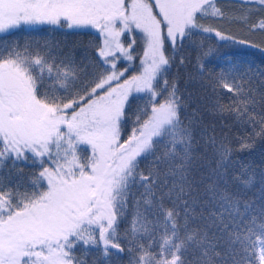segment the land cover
Returning <instances> with one entry per match:
<instances>
[{"label": "snow or ice", "instance_id": "1", "mask_svg": "<svg viewBox=\"0 0 264 264\" xmlns=\"http://www.w3.org/2000/svg\"><path fill=\"white\" fill-rule=\"evenodd\" d=\"M255 51L264 0H0V264H264Z\"/></svg>", "mask_w": 264, "mask_h": 264}, {"label": "trees", "instance_id": "2", "mask_svg": "<svg viewBox=\"0 0 264 264\" xmlns=\"http://www.w3.org/2000/svg\"><path fill=\"white\" fill-rule=\"evenodd\" d=\"M50 34L47 31H31V30H21L18 31L12 38L25 40V39H44L47 38ZM63 38V37H60ZM239 47V46H238ZM244 51L252 53L254 50L245 49ZM249 60H255L256 63H259L262 59H264V54L259 53L258 51L254 52V55H248L244 57Z\"/></svg>", "mask_w": 264, "mask_h": 264}]
</instances>
